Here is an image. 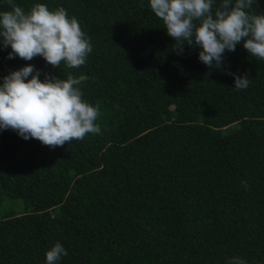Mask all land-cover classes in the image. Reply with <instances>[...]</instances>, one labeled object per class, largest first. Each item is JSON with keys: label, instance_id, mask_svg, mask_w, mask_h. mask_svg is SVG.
Returning <instances> with one entry per match:
<instances>
[{"label": "trees", "instance_id": "obj_1", "mask_svg": "<svg viewBox=\"0 0 264 264\" xmlns=\"http://www.w3.org/2000/svg\"><path fill=\"white\" fill-rule=\"evenodd\" d=\"M13 2L64 7L92 52L53 68L0 45V84L29 64L41 80L85 75L101 131L49 148L0 129V264H46L57 242L68 252L57 264H264V60L243 41L220 68L199 46L177 54L149 0Z\"/></svg>", "mask_w": 264, "mask_h": 264}, {"label": "clouds", "instance_id": "obj_2", "mask_svg": "<svg viewBox=\"0 0 264 264\" xmlns=\"http://www.w3.org/2000/svg\"><path fill=\"white\" fill-rule=\"evenodd\" d=\"M10 10L0 11V45L11 47L8 58L30 61L36 56L53 68L63 62L70 69L86 64L92 46L77 18L69 17L64 7L50 10L36 3L27 12L8 0ZM149 0L155 16L163 22L167 34L175 40L174 51L184 46H199V60L220 68L225 51L243 47L264 60V14L252 11L254 0ZM234 76V88L247 89L250 77ZM31 78L29 79V77ZM27 65L3 77L0 84V129H12L25 140L40 141L49 148L98 134L99 110L86 102L79 85L88 79L68 75L66 79L45 74ZM247 188L246 182H242ZM68 252L56 243L46 252V264H57ZM229 264H246L234 257Z\"/></svg>", "mask_w": 264, "mask_h": 264}, {"label": "rangeland", "instance_id": "obj_3", "mask_svg": "<svg viewBox=\"0 0 264 264\" xmlns=\"http://www.w3.org/2000/svg\"><path fill=\"white\" fill-rule=\"evenodd\" d=\"M5 203H6V206L4 208H6V209L14 207L13 202L11 200L6 201ZM15 207L17 210H20L21 209V203L18 201L17 205Z\"/></svg>", "mask_w": 264, "mask_h": 264}]
</instances>
